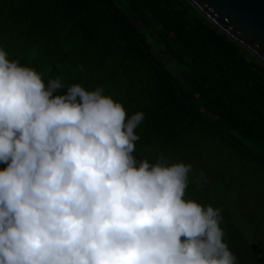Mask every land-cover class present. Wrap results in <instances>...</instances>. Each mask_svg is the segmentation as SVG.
Wrapping results in <instances>:
<instances>
[{"label": "clouds", "instance_id": "1", "mask_svg": "<svg viewBox=\"0 0 264 264\" xmlns=\"http://www.w3.org/2000/svg\"><path fill=\"white\" fill-rule=\"evenodd\" d=\"M62 89L0 46V264H239L192 165L134 155L142 111Z\"/></svg>", "mask_w": 264, "mask_h": 264}, {"label": "trees", "instance_id": "2", "mask_svg": "<svg viewBox=\"0 0 264 264\" xmlns=\"http://www.w3.org/2000/svg\"><path fill=\"white\" fill-rule=\"evenodd\" d=\"M0 46L45 82L59 76L61 91L100 86L129 114L142 111L138 159L163 154L199 172L202 142L225 148L228 165L205 160L213 176L189 184L186 196L222 210L239 264H264V216L243 194L252 183L244 170L264 173L262 61L187 0H0Z\"/></svg>", "mask_w": 264, "mask_h": 264}, {"label": "water", "instance_id": "3", "mask_svg": "<svg viewBox=\"0 0 264 264\" xmlns=\"http://www.w3.org/2000/svg\"><path fill=\"white\" fill-rule=\"evenodd\" d=\"M264 63V0H187Z\"/></svg>", "mask_w": 264, "mask_h": 264}, {"label": "rangeland", "instance_id": "4", "mask_svg": "<svg viewBox=\"0 0 264 264\" xmlns=\"http://www.w3.org/2000/svg\"><path fill=\"white\" fill-rule=\"evenodd\" d=\"M133 19V16L131 17ZM149 40L152 42L154 41L153 34L148 33ZM154 47H156V44L153 43ZM156 52L160 56V59L168 64L172 71L175 73V75H180V66L174 61L172 58H169V55L165 53L162 49L155 48ZM182 80V76H179ZM221 145H224L223 143H220ZM201 153H203V158L200 160L197 159V157H193L195 159L196 165L199 166V172H197L195 169H192V171L189 174V184L195 185L200 183L201 181L210 180L213 176V172L208 168L207 165L203 164L205 163V160L209 161H217L220 162L223 165H228L227 158L229 157V152L223 148V147H215L214 145L209 144L208 142L204 141L202 142V148ZM178 160L174 159L173 161ZM188 162V161H187ZM190 163V162H189ZM202 163V164H200ZM244 173L248 175L251 178V185H248V190L243 192V194H246L250 196L251 200L254 198L255 202H251V206L256 207V216L263 217L264 216V173H259V175H255L254 173L250 172L249 169L244 170ZM218 175V174H217ZM223 182H227L223 181ZM233 185L236 184L237 178H232ZM250 202V201H249ZM252 228H250V233H252Z\"/></svg>", "mask_w": 264, "mask_h": 264}]
</instances>
